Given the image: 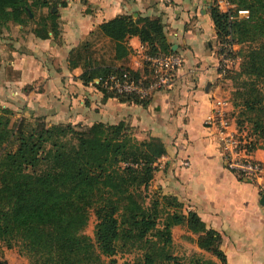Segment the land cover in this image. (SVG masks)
I'll use <instances>...</instances> for the list:
<instances>
[{
  "label": "trees",
  "instance_id": "obj_1",
  "mask_svg": "<svg viewBox=\"0 0 264 264\" xmlns=\"http://www.w3.org/2000/svg\"><path fill=\"white\" fill-rule=\"evenodd\" d=\"M230 1L235 7L223 10L214 0L210 14L220 50L225 49L222 43L240 44L242 60L227 75L234 105L230 112L239 129L247 131L254 150L264 148V0ZM59 2L67 3L0 0V25H28L37 7L48 6V14L31 29L43 38L57 34L58 12L53 8ZM240 9H248V15H240ZM100 28L114 41L118 58L130 52L131 35L140 36L148 54L176 53L160 17L121 13ZM86 55L87 50L72 54L73 65L86 66V83L114 72H132L115 65L88 68L82 62ZM96 85L105 98L148 102V96L133 91L109 89L102 81ZM167 151L161 137L140 138L124 120L50 124L42 117L14 118L12 108L0 106V241L8 248L17 246L27 264H225L222 233L197 211H185L176 195L151 188L158 161ZM92 209L94 236L85 231ZM176 224L197 233L200 247L219 260L176 253Z\"/></svg>",
  "mask_w": 264,
  "mask_h": 264
},
{
  "label": "crops",
  "instance_id": "obj_2",
  "mask_svg": "<svg viewBox=\"0 0 264 264\" xmlns=\"http://www.w3.org/2000/svg\"><path fill=\"white\" fill-rule=\"evenodd\" d=\"M66 1L53 8L60 20L57 34L43 38L28 29L23 41L1 37L0 106L12 108L16 118L42 117L50 124L124 120L140 138L161 137L168 151L158 161L151 188L176 195L185 211H197L222 233L225 264H264V174L250 181L229 168L215 127L206 122L214 97H230L232 89L219 67L220 41L210 14L214 0ZM121 13L160 17L172 48L184 58L170 86L152 91L147 103L105 98L97 78L83 80L86 66L72 64L73 52L87 50L82 62L88 68L115 65L143 72L147 45L139 35L127 37L131 50L118 58L114 41L101 31L103 21ZM92 40L95 53L89 48ZM253 157L264 163V148L254 149ZM172 234L176 253L219 260L200 247L198 234L186 225H174ZM3 249L0 264L27 263L19 252Z\"/></svg>",
  "mask_w": 264,
  "mask_h": 264
},
{
  "label": "built area",
  "instance_id": "obj_3",
  "mask_svg": "<svg viewBox=\"0 0 264 264\" xmlns=\"http://www.w3.org/2000/svg\"><path fill=\"white\" fill-rule=\"evenodd\" d=\"M217 4L223 10H230L235 4L230 0H217ZM239 12H248V9H240ZM224 50L232 48L233 44L222 43ZM145 59L151 65V75L135 76L129 70L121 73H110L106 76L97 77V81L103 83L109 89L118 91H133L140 96H149L152 91L170 86L176 69L182 65L184 58L178 53L145 54ZM235 58L228 57L225 51L221 53L219 67L223 75L227 72L230 63ZM230 98L225 95L214 97L211 111L206 117V122L213 125L216 130L223 158L226 165L238 172L244 179L255 181L264 174L263 163L253 157V150L250 148V138L246 130H240L234 123V117L230 112ZM260 190L264 193V180L260 184Z\"/></svg>",
  "mask_w": 264,
  "mask_h": 264
},
{
  "label": "rangeland",
  "instance_id": "obj_4",
  "mask_svg": "<svg viewBox=\"0 0 264 264\" xmlns=\"http://www.w3.org/2000/svg\"><path fill=\"white\" fill-rule=\"evenodd\" d=\"M35 10H36V15H35L34 20L31 21L28 25H25L24 28L21 29V30L19 29L20 27L17 25V23L12 22V21H10L7 25H3V26L0 25V39L3 36L4 37L12 36V38L22 39V41L25 40V37H26L25 35L28 33V29H31V28H33L36 25V23L34 21H39L41 19L42 15H43V13L44 14H48L49 7L48 6L47 7H44V8L37 7ZM239 13L242 16L243 15H245V16L248 15V12H246V13L239 12ZM57 20L59 22L58 25L60 26V20H59V18H57ZM6 30L7 31H11L12 30L13 31V35H8V33H6L7 32ZM0 41H2V40H0ZM97 42H100V41H97ZM3 45L4 44H0V46H3ZM100 45H101V43H100ZM98 46L99 45H97V49H98ZM219 46H220V49H221V45H219ZM89 48H90V50L93 49L94 50V53H95V41L94 40L90 41ZM239 48H240V44L234 43L232 45V48L231 49H229V50H223V51L220 50V52L222 51V53H224L226 51L228 53V57L235 58V62L230 63V66L227 68V72L225 73L226 75H228V73L230 72V70H232L233 68L234 69L237 68L239 66L241 60H242L241 55L237 52ZM107 49H108V46L106 45V50ZM143 61H144L143 62V72H141L142 75H140V76L148 75L149 74V70H150V73H151V69H150L151 68V65H150V63L146 59H144ZM134 73H135V71H132L131 72V74H134ZM231 82L232 81H230V83ZM14 118H16V117L14 116ZM95 222H96V218H95L94 211L92 209L91 214H90L89 222H88V224H87V226L85 228V231L87 233L91 234L92 236H94V226H95ZM3 246L6 247V245L3 242L0 241V255L1 256L4 255V250L5 249H3ZM11 249H12L13 252H16V251L18 252V247L17 246L12 247ZM22 256H23L22 259L25 260L24 258H26L27 259V263H28V258L26 256H24V255H22ZM120 259L122 260V257ZM27 263H24V264H27Z\"/></svg>",
  "mask_w": 264,
  "mask_h": 264
},
{
  "label": "water",
  "instance_id": "obj_5",
  "mask_svg": "<svg viewBox=\"0 0 264 264\" xmlns=\"http://www.w3.org/2000/svg\"><path fill=\"white\" fill-rule=\"evenodd\" d=\"M54 9H56V8H54ZM31 15H32V12H31ZM261 202L264 203V193L262 194ZM1 264H5V261H1Z\"/></svg>",
  "mask_w": 264,
  "mask_h": 264
}]
</instances>
